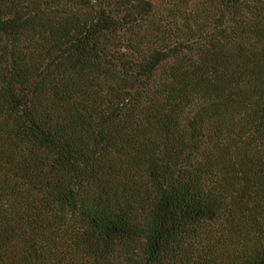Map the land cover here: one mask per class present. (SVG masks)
<instances>
[{"label": "trees", "instance_id": "16d2710c", "mask_svg": "<svg viewBox=\"0 0 264 264\" xmlns=\"http://www.w3.org/2000/svg\"><path fill=\"white\" fill-rule=\"evenodd\" d=\"M0 264H264V0H0Z\"/></svg>", "mask_w": 264, "mask_h": 264}]
</instances>
